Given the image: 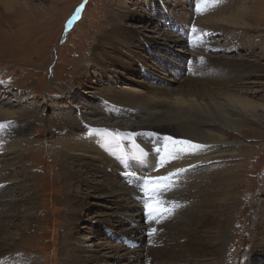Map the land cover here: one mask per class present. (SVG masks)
<instances>
[{
  "label": "rangeland",
  "instance_id": "rangeland-1",
  "mask_svg": "<svg viewBox=\"0 0 264 264\" xmlns=\"http://www.w3.org/2000/svg\"><path fill=\"white\" fill-rule=\"evenodd\" d=\"M25 1L33 9L28 11L17 5L12 13H6L2 9V4H7L9 9L14 6L11 5V1L0 0V105L10 102L28 108L26 112L21 111V117H13L10 120L13 127H22V124L26 126L25 136L19 138L23 142L27 141L28 145L21 152L10 154L4 152L0 155V180L9 182L3 185V190L0 192V220L14 215L6 220L4 227L10 222L21 225L23 222L20 218L25 219L28 208H33L36 210V215L29 214V217L33 219L32 222L38 220L39 225L33 224L28 228L26 236L17 238L13 243L14 251L8 252L10 250L8 248L3 250L0 264H72L75 255L64 249L70 239L68 235L73 241L80 239L79 244L87 251L86 256L93 255L99 250L94 246L96 243L92 244V239H95L93 242L109 246L113 241L106 238V232L114 224V219L112 221H107L109 217L107 220L105 218L106 221L104 218L97 219L104 220L100 222L91 219V216L109 214L112 217L115 201L118 200V203L122 201L118 197L107 198L106 194L99 195L97 189H86V183L93 186L102 185L103 179L100 175L94 177L84 175L81 185L68 186L65 165L56 154L61 145L51 144L55 141V137H62L63 130H59V126L63 122L59 117L69 110L77 117L74 122L84 128L85 121L77 112L81 108H75L77 110L75 112L70 108L78 107L76 100L81 98H89L87 100L95 103L98 95L103 94L105 91L103 89L107 87L105 81L97 80L98 78L90 74L80 76L79 72L92 58L95 50L97 54L105 51L107 54L110 53L107 57L113 56L108 48L110 46L112 49L109 40L105 44L98 43V37L111 28L110 19L124 17L126 16L124 13L127 12L131 14V17L123 18L122 24L125 30L128 29L127 26L135 28L136 32L127 33L132 42L138 44H136L138 47L124 48L126 55L132 54L137 60H135L136 71L132 73L130 68H125L133 63L131 57L126 59L121 56L122 64L106 67L110 73L120 79L117 87L135 88L140 92L153 88L170 90L186 88V86L196 88L200 85L207 88L211 83L206 82L205 79H210L216 72L230 73L231 69H236L237 64H242L243 79L230 83L219 91L245 96L253 102L264 105V0H189V3L185 0ZM151 6L153 8L150 11L148 9ZM241 7V10H236ZM155 9L156 16L152 14ZM163 10L174 20L175 17L182 19L187 36L191 34V37L189 36L191 39L188 38L191 45H185L188 39H183L182 36L173 37L169 41L160 38L159 45L153 47L151 51L149 46L139 45L143 42L152 43L154 42L152 38H158L162 32H165L161 25L163 21L161 17L166 15ZM134 12L137 14L135 15ZM145 26H150V29L144 30L142 27ZM169 32L168 35H173ZM116 33L123 35L124 30ZM204 35H209L206 43L201 37ZM177 39L180 41L176 45L174 42ZM163 50L165 53L169 50L179 57L195 60L194 67L187 68L184 65L185 68L180 70H185L187 73L177 79L176 74L170 75L168 69L159 64L167 62L174 66L179 65L175 59H172L173 57L169 58L167 54L165 55ZM197 60L200 61L198 64ZM64 64L68 67L66 68ZM139 65L145 66L152 77L147 80L141 78L137 72ZM151 79L155 82L148 81ZM219 91L214 90L215 93ZM237 125H240V134L233 133L228 137L235 139L239 147L230 157L203 162L187 172V175L174 173L167 178L163 177L166 184L172 183L170 186L173 188L156 200V202L160 201L156 204L153 219L158 220L151 219L148 221L150 223L143 225L137 212H125L126 218L153 231L154 224H160L161 220V209L158 211L157 206H163L168 210V214L174 213L173 208H176L178 201L173 202L175 203L173 205L168 202L170 201L168 198L178 191L177 181L188 180L189 185L190 180L199 185V196L202 192L203 196V193H208V197L202 198L200 203L196 196L184 201L179 200L185 206L184 210L187 211L184 212L185 215L188 216L191 211L195 213L198 210L199 212L206 210V206L199 207L198 210L196 206L203 205L208 200L221 201L223 198L225 200L223 203L228 205L227 209L225 207L221 209L225 222H222L223 218H219L220 226L225 228V233L218 230L216 234L215 243L221 245L222 251L220 253L217 251L213 264H264V251L259 249L256 252L252 251L256 245L255 241L260 238L258 235L264 232V121L254 123L245 118L237 121ZM166 135L174 136L172 133ZM20 145L23 146L22 143ZM117 175L118 172L111 173L110 181L113 188L109 191L119 189L127 192L129 203L136 206L137 203L133 201L135 193L133 194ZM126 180L128 181V177ZM157 180H159L157 184L160 183V179ZM130 181L134 179L130 177ZM128 183L131 184L129 181ZM74 193L79 197H84L86 194L92 198L89 200V205L83 204L79 209L78 221L72 226L66 222L68 217L65 214L68 212L70 215L71 209L65 207L64 201L68 199V194ZM97 196L99 198H96ZM32 197L35 198L34 204L26 208L25 200ZM140 208L142 212L144 208L141 205ZM182 219L181 217V222ZM179 234L181 236L182 233L179 231ZM104 236L108 242L104 240ZM261 245L264 246V241ZM208 250H211L209 245ZM109 254L114 256L112 253ZM183 254V259L187 260L182 264L206 262V259L193 262L188 260L189 256L185 252ZM128 256L134 257V255ZM116 258L118 257L106 256L98 263L122 264L116 261ZM141 260L145 264L146 259ZM173 262L175 261L168 256L155 254L154 262L151 264Z\"/></svg>",
  "mask_w": 264,
  "mask_h": 264
},
{
  "label": "bare ground",
  "instance_id": "bare-ground-1",
  "mask_svg": "<svg viewBox=\"0 0 264 264\" xmlns=\"http://www.w3.org/2000/svg\"><path fill=\"white\" fill-rule=\"evenodd\" d=\"M3 1H11V5L14 6L9 9L7 4H2V9L6 13H12L17 5L28 11L33 9L25 0ZM241 9L242 7L236 8V10ZM124 14L126 15L124 17H112L110 19L111 28H108L106 33L98 37L99 44H105L108 40L110 41L112 49L110 46L108 48L112 51L113 56L107 57L110 53L107 54L105 51L97 54L95 50L92 53V58L80 69V76L93 75V77L98 78L97 80L105 81V86H107L103 89L105 90L104 93L98 95L95 103L87 100L89 98H81V100H76L78 107L70 108L73 112L77 111L75 108H81L77 112L85 121L86 126L84 128L79 127L74 122L77 117L73 116L69 110L64 111L63 116L59 117V120L63 122L59 126V130H63L62 137H55V141L51 142L52 145L55 143L61 145L56 154L60 156L61 162L65 165V176L68 186L78 187L81 185L84 181V175H89L90 177L100 175L103 179L101 183L103 186H93L86 183V189H97L96 191L99 192V195L106 194L107 198L118 197L122 200L120 203H118V200L115 201L113 205L114 215L112 217L109 214H94L91 216V219L95 220L99 218H104V220L106 218L107 220L108 217L107 221L114 219V224L107 230L106 235V238L108 240L112 239L113 243L109 242L110 245L106 246L99 242H93L95 239H92V244L96 243L94 246H97L99 250L93 255L86 256L87 251L83 249V245L79 244L80 239L77 238L73 241L72 237L68 235L70 239L66 242L64 249L69 250L68 253L75 255L72 264H99L98 261L100 262V259L106 256L109 258L116 256L118 257L116 261L122 264H144L143 260H141L142 258L146 259L145 264H151L154 262L155 254L168 256L172 261H175L168 264H182L183 261L187 260L183 259L184 252L189 256L188 260L196 262L200 259H206L204 264H213L215 257H217V251L219 253L222 251L221 245L219 246L215 243L216 234L218 230H221L223 234L225 233V228L220 226L221 219H219L223 218L222 222H225L224 216L221 215V212H223L221 209L224 207L227 209L228 205L223 203L225 201L223 198L221 201H205L203 205L201 204L202 206L197 205L196 208L198 210L199 207L204 208L206 206V210H201L200 212L198 210L195 213L191 211L187 216L184 214V212H187L184 210L185 206L179 200L184 201L196 196L200 203L202 198L208 197V193H203V196L201 192L199 196L200 191L197 183L189 180L191 184L188 185V180L177 181L178 191L172 194L174 196L168 198L170 200L168 202L172 204L178 201L176 208H173L175 212L168 214L167 209L160 210V224H154V232L148 230L150 236L147 238L144 233H138L139 230H145L142 224L140 225L132 219H127V216L124 215L125 212H138V205L135 204L136 206H133L131 202L129 203L128 193L123 190L109 191V189L113 188L110 176L111 173L115 172H130L128 181L132 183L130 177H134L138 173L144 174V178L152 180L161 179L164 176L167 178L174 173L187 175V172L195 169L203 162L216 158L230 157L231 153H234L236 148L239 147L235 139L228 137L233 133L240 134V125H237V121L248 118L254 123L263 122L264 105L253 102L245 96L233 95L228 92L226 94L219 91L223 90L228 84L243 79L244 69L242 64H237L236 69H231L230 73L225 71L216 72L210 79H205L206 82L211 83L207 88L204 85L195 84L200 86L196 88L186 86V88H175L176 90L153 88L140 92L135 90V88L117 87L120 79L110 73V70H107L106 67L122 64L121 56L126 59L131 57L133 63L131 66H125V68H130L133 73L134 70L136 71L135 62L137 61L132 54L126 55L124 50V48H129L130 46L138 47V44L136 43V45L132 42L127 33L128 31H135V28L127 26L128 29L125 30L122 24L123 18L131 17V14H128V12ZM181 20L175 17V21L182 24L183 21ZM142 28L147 30L150 29V26ZM120 30H124L123 35L116 33ZM177 30L178 33H175V35H168L167 29L163 28L165 32H162L158 38H152L154 42L147 44L140 41L143 44L139 45L144 47L147 45L151 51L153 47L159 45L158 40L160 38H165L166 41H169L173 37H181L184 31L183 28ZM179 41L177 39L174 43L177 45ZM197 43H199V40H197ZM167 51V53L164 50L162 52L165 55L167 54L169 58L174 57L179 61V64L181 63L178 68L194 67L195 60H188L186 57H179L178 54H172L171 51ZM151 53L153 54V52H149V54ZM202 56L206 57L205 55ZM198 62L200 61L197 60L196 63L198 64ZM128 71L130 70L128 69ZM182 71L184 72L185 70ZM137 72L141 75V78L146 80L152 77L145 66L138 67ZM171 74L175 73L171 71ZM136 83L140 84L138 81ZM214 90L219 91V93H215ZM27 109L25 106L19 107L17 103L6 102L0 105V155L4 152L9 154L21 152L28 145L27 141L23 142L19 138L22 135L25 136L26 126L22 124V127H13L10 123L13 117H21L22 112H26ZM167 133H172L174 136L170 137L166 135ZM21 143L23 146L20 145ZM192 145L200 147L192 148ZM6 183L9 182L0 180V192ZM67 196L69 197L64 201V204L71 211L70 215H68V212L65 214L68 217L66 222L75 226L78 221L77 212L83 204L89 205L88 203L92 196L85 194L84 197H79L75 193ZM96 198L99 197L97 196ZM94 200L97 201V199ZM123 201H128L129 205ZM34 202L35 198L33 197L25 200L26 208L34 204ZM27 211L28 215L26 218H20L23 222L21 225L10 222L4 227L6 220L11 219L14 215L0 220V255L7 248L10 249L8 252L14 251L13 243L17 238L26 236L28 228L32 227L33 224L39 223L38 220L32 222L33 219L29 217V214L30 216L36 215V210L28 208ZM115 211L118 212L116 213ZM181 217L183 218L182 222L183 220L186 221L182 223L180 221ZM97 221L103 222L102 220ZM170 222L175 224L171 225L169 224ZM179 231L182 233L181 236ZM120 236L126 237L133 244V247L131 249L125 248L120 243ZM258 237L260 238L256 237V245L252 248V251L255 252L257 249L264 251V246L261 245V242L264 241V232ZM106 238L104 236V240L108 242ZM210 240L213 242L209 243ZM136 244L138 247L134 249ZM208 245L211 250H208ZM108 252L114 254V256ZM128 255H134V257Z\"/></svg>",
  "mask_w": 264,
  "mask_h": 264
},
{
  "label": "snow or ice",
  "instance_id": "snow-or-ice-1",
  "mask_svg": "<svg viewBox=\"0 0 264 264\" xmlns=\"http://www.w3.org/2000/svg\"><path fill=\"white\" fill-rule=\"evenodd\" d=\"M77 12H79V9L77 10ZM170 139V138H169ZM192 148H198V147H200V146H198V145H192L191 146ZM145 190L147 191L148 189L147 188H145ZM149 208H150V216H151V212H152V206L151 205H149ZM155 230H153V232H154Z\"/></svg>",
  "mask_w": 264,
  "mask_h": 264
}]
</instances>
